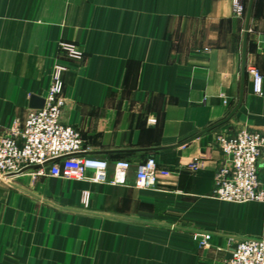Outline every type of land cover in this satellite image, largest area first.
<instances>
[{
	"label": "crops",
	"instance_id": "obj_1",
	"mask_svg": "<svg viewBox=\"0 0 264 264\" xmlns=\"http://www.w3.org/2000/svg\"><path fill=\"white\" fill-rule=\"evenodd\" d=\"M239 2L240 17L234 0H0V136L24 121L31 97L43 99L58 62L60 121L79 133L80 155L109 166L102 184L50 176L49 166L0 178V264H224L238 241L264 239V202L213 197L215 135L264 136V0ZM59 42L82 58H66ZM148 158L155 185L137 188ZM121 160L130 168L112 184ZM258 173L264 184V152Z\"/></svg>",
	"mask_w": 264,
	"mask_h": 264
},
{
	"label": "built area",
	"instance_id": "obj_2",
	"mask_svg": "<svg viewBox=\"0 0 264 264\" xmlns=\"http://www.w3.org/2000/svg\"><path fill=\"white\" fill-rule=\"evenodd\" d=\"M243 6L234 0L233 13L240 17ZM58 49L66 58L78 61L82 58L79 48L67 42H59ZM67 71L63 64L55 62L50 68L49 84L43 105L30 109L23 122H13L0 136V178L19 175L23 170L35 168L36 174H47L65 180L102 184L108 181L106 160L80 155L84 152L79 133L60 121L64 106L62 76ZM252 92L261 95L262 77L253 67L247 68ZM214 144L221 154V162L214 173L213 197L222 202L243 204L264 202V184L258 173L259 160L264 152V136L247 129L223 130L214 137ZM52 161L43 166L44 163ZM130 168L126 161H117L112 168V184H122ZM195 172L197 162L187 165ZM29 170V169H28ZM157 176L154 158H148L136 166L135 186L150 188ZM89 193L83 192L81 203L88 204ZM209 235L198 236L205 246ZM224 264H264V239L238 241L230 250Z\"/></svg>",
	"mask_w": 264,
	"mask_h": 264
},
{
	"label": "water",
	"instance_id": "obj_3",
	"mask_svg": "<svg viewBox=\"0 0 264 264\" xmlns=\"http://www.w3.org/2000/svg\"><path fill=\"white\" fill-rule=\"evenodd\" d=\"M249 9H250V3L248 5V9H247V14H246V21H245V26H244V33H243V40L245 41V38H246V32H247V22H248V15H249ZM243 69H244V48H243V54H242V76H243ZM31 108L32 109H39L42 107L43 105V99H36L35 97H31V104H30ZM237 107V106H236ZM236 108H234L223 120L217 122L216 124H213L212 126L208 127L206 130H204L202 133L204 132H207L217 126H220L222 124H224L232 115L233 113L235 112ZM200 134L196 135L195 137L199 136ZM52 161H49V162H46L43 164V166L51 163ZM35 168H38V166H33V167H30V168H27L25 170H23L22 172L28 170V169H35ZM22 172H20L19 174H21Z\"/></svg>",
	"mask_w": 264,
	"mask_h": 264
},
{
	"label": "rangeland",
	"instance_id": "obj_4",
	"mask_svg": "<svg viewBox=\"0 0 264 264\" xmlns=\"http://www.w3.org/2000/svg\"><path fill=\"white\" fill-rule=\"evenodd\" d=\"M220 128V127H219ZM222 128V127H221ZM220 130H222V129H220ZM219 132H223V130L222 131H219Z\"/></svg>",
	"mask_w": 264,
	"mask_h": 264
}]
</instances>
